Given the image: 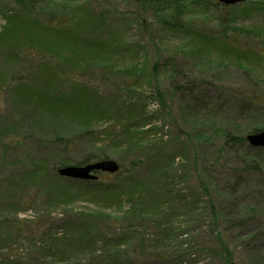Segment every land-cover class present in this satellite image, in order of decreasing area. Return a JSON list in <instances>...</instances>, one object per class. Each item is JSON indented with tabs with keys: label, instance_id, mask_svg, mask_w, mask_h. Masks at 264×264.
<instances>
[{
	"label": "rangeland",
	"instance_id": "rangeland-1",
	"mask_svg": "<svg viewBox=\"0 0 264 264\" xmlns=\"http://www.w3.org/2000/svg\"><path fill=\"white\" fill-rule=\"evenodd\" d=\"M85 1L40 0L36 17L45 19L47 12L72 13L75 6ZM94 1L105 14L114 15L107 16L103 34L118 44L135 45L131 53L117 56L105 65L110 71L105 76L109 84L101 93L113 95L114 103L125 101L138 107L146 104L151 116L150 125L143 128L149 131L141 137L149 145L147 149L115 151L105 147V152L127 169L122 177L130 175L132 179L151 174V163L157 155L173 154V161L166 162L170 167L163 177L173 188L174 214L166 225L169 237L155 239L150 224L137 223L133 229L143 232L146 239L137 236L119 245L121 261L111 257L114 242L104 247L97 243L92 253L78 249L62 255L47 249L52 243L50 235L56 239L65 236L67 216L86 218L110 235L122 234L128 226L121 218L131 205L126 200L119 206L112 205L87 191L71 199L48 197V185L60 175L53 173V167L62 159L58 149L51 151V139L46 137L57 133L58 125L41 120L31 103L20 99L12 88L20 72L31 76L35 64L25 60L21 67L0 56V263L264 264V233L254 235L264 230V149L256 155L263 173L252 170L239 177L236 171L252 154L243 145H225L226 133L245 136L251 128L264 129V101L254 105L244 97L246 93L255 96L259 89L264 91V61L234 57L223 50L212 52L206 59L194 49L198 41L161 27L153 15L146 16L152 22L149 35L138 25L131 0ZM11 10H15L12 0H0V34L7 27L5 16ZM185 16L207 31L214 27L217 18L209 11L188 10ZM237 26L244 30L239 34L248 38L245 30H255L246 41L248 45L264 40L263 12L240 17ZM136 44L143 50L135 52ZM155 62L157 72L152 70ZM174 86L179 90L175 91ZM106 124L103 119L98 122L99 128ZM47 152L49 155L43 156ZM82 155L80 150H74L66 156L73 164ZM39 158L46 162L43 177L22 183V177ZM132 159L136 160L134 167L130 166ZM203 170L209 175L206 194L198 181ZM96 174L98 181L111 180L105 173ZM182 197L194 200V205L181 207L178 199ZM101 212L105 215L101 216ZM217 233L232 250L229 262L205 249L210 243L218 247ZM59 243L64 247L69 240L66 237Z\"/></svg>",
	"mask_w": 264,
	"mask_h": 264
},
{
	"label": "trees",
	"instance_id": "trees-1",
	"mask_svg": "<svg viewBox=\"0 0 264 264\" xmlns=\"http://www.w3.org/2000/svg\"><path fill=\"white\" fill-rule=\"evenodd\" d=\"M12 1L15 10H11V13L5 16L7 27L0 34V56H6L5 59L10 63H20L21 67V62L25 60L35 64L31 76L26 77L25 73L20 72L12 88L19 94L20 99L31 103L30 106L36 109L41 120L58 125V132L52 137H46L47 140L51 139L49 144L52 147L51 151L58 149L57 153L62 159L53 167V173L56 174L59 167L69 164L70 159L66 155L70 151L80 150L83 153L84 156L73 163L82 165L108 159L105 150L109 147L115 151L119 149L125 151L132 147L147 149L149 145L143 142L144 138H141L149 131L143 128L151 123L146 104L138 107L137 104L125 103V101L114 103L116 98H113V95L101 93L105 85L109 84V78L105 76L109 75L110 71L105 65L111 64L117 56L131 53L132 46H135L132 42L118 44L110 35L103 34L107 28V16L114 15L105 14L94 0H86L75 6L72 13L47 12L45 19H39L36 17V10L40 0ZM131 1L135 7L134 13L138 25L149 35L152 22H148L146 16L153 15L161 27L176 33H184L194 42L198 41L199 45L194 46V49L206 59L212 52L223 50L224 54L234 57L264 61V40H258L255 46L248 45L246 41L254 35L255 30L253 28L245 30L248 38L245 34H239L244 30L237 26L240 17H246L258 10L264 13V0H246L235 4H225L219 0ZM188 10L214 12L217 14L214 27L208 31L199 28L195 20L185 16ZM221 10L225 12L221 13ZM28 44H31L30 47H26ZM140 50H143V46L136 44L134 51ZM157 63L152 65L154 72H157ZM32 68H27V71ZM174 90H179L178 86H174ZM158 94L161 98L162 94L160 92ZM254 95L246 93L244 97L247 102L254 105L262 104L264 91L259 89ZM102 119L107 124L99 128L98 122ZM259 130L261 127H254L248 133ZM245 136L225 134V145H243L248 147L252 154L236 171L239 177L242 173L252 170L263 173L256 155L264 147L250 145ZM46 155H49V152L43 154L45 157ZM41 159L33 163L31 170L22 177V183L34 182L43 177L46 162ZM168 159L173 161L172 153L171 156L157 155L151 163V174L141 178L132 179L130 175L122 177L127 169H122L121 165L114 173L104 172L107 179L111 178L109 181H98V178L76 179L57 174V181H52L48 185L49 198L71 199L92 192L96 197H102L103 201H109L112 205L119 206L126 200L131 207L121 218L128 226L127 231L119 235H110L101 227H94L90 220L81 216H67L64 224L65 236L56 239L50 235L49 239L52 243L47 249L60 251L62 255L78 249L83 253H92L97 243L104 247L114 242L111 244L114 249L111 257L114 261H121L117 250L119 245L137 236L140 240L146 239L142 235L143 232L133 229L140 222L150 224V228L154 229L155 239H167L169 228L166 225L174 214L171 203L173 188L163 180L167 174L166 169L170 167V164L166 163ZM135 162L136 160L132 159L130 166H136ZM206 173L207 171L203 170L198 176L205 194L208 191L207 176H209ZM178 202L181 207L195 203L194 200L187 201L185 197L178 199ZM104 213L101 212V216L105 215ZM214 221H217V217ZM263 233L264 230H260L254 235H263ZM66 237L69 243L61 247L59 242ZM223 238L221 233H217L218 247L210 243L205 249L229 262L233 253L224 243Z\"/></svg>",
	"mask_w": 264,
	"mask_h": 264
},
{
	"label": "water",
	"instance_id": "water-1",
	"mask_svg": "<svg viewBox=\"0 0 264 264\" xmlns=\"http://www.w3.org/2000/svg\"><path fill=\"white\" fill-rule=\"evenodd\" d=\"M225 4H235L241 0H219ZM247 142L255 147H264V129L259 131L251 132L246 135ZM119 169L118 163L113 159H101L93 162H88L82 165H65L59 167L57 172L61 176L95 180L97 175L96 172H108L114 173Z\"/></svg>",
	"mask_w": 264,
	"mask_h": 264
}]
</instances>
